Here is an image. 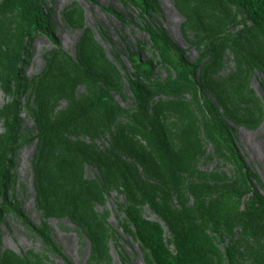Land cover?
<instances>
[{
  "label": "trees",
  "instance_id": "16d2710c",
  "mask_svg": "<svg viewBox=\"0 0 264 264\" xmlns=\"http://www.w3.org/2000/svg\"><path fill=\"white\" fill-rule=\"evenodd\" d=\"M16 1L19 33L12 35L10 47L2 52L5 70L3 90L12 97L2 110L4 131L0 133V217L2 206L9 208L52 251L63 257L49 237L47 225H34L6 195L10 156L22 142L31 137L21 125L19 94L34 86L36 96L32 115L39 140L34 165L37 206L46 214H68L77 222L91 242L93 259L104 255L105 238L113 234L105 215L93 208L94 201L109 186L121 188L124 193V229L128 225L134 228L138 240L150 251L155 264H221V255L213 245V238L206 233L207 229L223 237L226 227H229L228 222L236 216L244 227L256 229L264 226V197L252 181V176L256 175H252V170L235 149L232 127L224 121L217 106L204 96L202 88L194 80L197 66L209 51L203 50L196 60L188 61L183 49L152 17L158 12L156 0L125 1L137 9L142 28L158 61L172 70L173 76L167 80V84L170 87L191 86L194 94L189 102L196 104L205 135L221 147L222 153L234 166L231 177L224 175L215 184L185 181L182 174L185 165L182 161L187 143L179 142L177 148L172 147L164 126L150 112L147 103L150 90L143 81L153 77L155 64L149 58H142L139 52L127 51L128 72L118 52L111 53L112 60L125 71L123 76L135 107L134 111L127 114L128 123L123 125H120L118 117L126 111L111 93L119 72L115 64L99 51L97 53L103 60L98 65L93 55L84 51L78 53L77 59L63 52L64 57L59 62L50 59L36 82H31L22 69L26 53L25 39L33 31H39L53 43L58 42L40 0ZM224 1L240 12L245 24L249 23L234 41L236 55L244 65L248 62L257 65L259 52L250 44L245 46L244 40L246 35L252 33L264 38V0ZM107 10L116 18H122L116 10ZM55 63L57 75L54 74ZM61 77L65 82L70 81L69 91L66 92L67 104L64 109L54 111L47 89L43 86H53ZM78 82L86 84L85 91H75ZM259 85L264 91V84L260 82ZM197 95L201 97V103L194 99ZM183 116L188 121H194L193 114L187 108ZM195 120L199 123L197 118ZM133 133L140 135L143 144L134 142ZM103 138L107 139V144L96 143ZM218 150L221 151L220 148ZM126 157L134 161L128 162ZM85 163L97 168L99 175L96 180L82 181L81 166ZM136 163L141 166V171L137 169ZM245 193L250 194L247 209L238 211L236 208L231 214L227 197H239ZM137 201L147 202L166 223L176 248L175 254L166 248L160 226L140 214L136 207ZM223 257L227 264H241L236 242H226ZM19 259L7 254L0 257V264H30L27 258Z\"/></svg>",
  "mask_w": 264,
  "mask_h": 264
},
{
  "label": "rangeland",
  "instance_id": "374dc122",
  "mask_svg": "<svg viewBox=\"0 0 264 264\" xmlns=\"http://www.w3.org/2000/svg\"><path fill=\"white\" fill-rule=\"evenodd\" d=\"M156 1L158 12L152 14V17L183 49L188 61L196 60L203 50L209 51L197 66L194 80L202 88L204 96L217 106L224 121L232 127L235 149L252 170V175H256L252 176V181L264 197V91L259 85L260 82L264 84V38L257 33L245 36V46L250 44L259 52V61L257 65L249 62L244 65L236 55L234 41L249 23H244L242 15L234 6L224 0ZM40 2L49 17L58 44L39 31H33L25 39L26 53L22 69L31 82H36L50 59L59 62L63 52L72 59H77L78 53L84 51L93 55L95 64L98 65L103 60L97 53L99 51L115 64L119 72V76H114L116 87L111 89V93L126 111L118 117L120 125H123L128 123L127 114L134 111L135 107L123 76L125 71L112 60L111 53L118 52L128 72L130 66L126 53L137 51L142 58H149L155 64L153 77L143 81L150 90L147 100L150 112L164 126L172 147L177 148L179 142L187 143L182 161L185 165L182 172L185 181L215 184L224 175L231 177L235 170L232 162L223 154L221 147L207 138L196 104L189 102L194 94L191 86L170 87L167 84L173 72L158 61L134 6L125 0ZM108 8L119 12L122 18H116ZM17 9L16 0H0V133L4 131L2 110L12 97L3 90L5 70L2 52L10 47L12 35L19 33ZM54 66V74L57 75V63ZM69 82L61 77L53 86L44 84L43 88L47 89L54 111L66 107ZM85 87L84 82H78L75 84V91L80 93L85 91ZM35 96L34 86L19 94L21 125L31 137L27 136L29 139L22 142L10 156L6 195L34 225H47L49 237L65 259L52 251L12 210L3 206L0 217V257L13 254L20 259L27 258L30 264H155L150 251L138 240L134 228L128 225L124 229L126 218L122 204L125 195L121 188L106 187L100 198L94 201L93 208L105 215L113 233L105 238L104 255L96 259L92 257L89 238L77 222L68 214H46L37 206L34 165L39 140L32 115ZM194 99L198 103L202 101L198 95ZM185 108L193 114L194 121H188L183 116ZM195 117L199 123H196ZM132 136L135 143L143 144L139 134L133 133ZM107 142L106 138L96 141L99 145ZM126 160L134 161L129 157ZM136 166L141 171L138 163ZM98 175L94 165L85 163L81 166L82 181L96 180ZM227 199L228 209L232 214L236 208L238 211L247 209L250 194H241L239 197L231 195ZM136 207L143 218L160 226L166 248L175 254L176 248L163 219L147 202L137 201ZM239 219L237 216L230 219L223 237H218L210 229L206 230L221 255V264H227L223 257V247L229 240L238 245L241 264H264V226L251 229L244 227Z\"/></svg>",
  "mask_w": 264,
  "mask_h": 264
}]
</instances>
